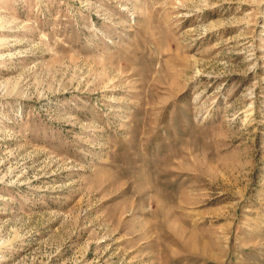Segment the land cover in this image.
Here are the masks:
<instances>
[{
	"label": "rangeland",
	"instance_id": "1",
	"mask_svg": "<svg viewBox=\"0 0 264 264\" xmlns=\"http://www.w3.org/2000/svg\"><path fill=\"white\" fill-rule=\"evenodd\" d=\"M0 264H264V0H0Z\"/></svg>",
	"mask_w": 264,
	"mask_h": 264
}]
</instances>
